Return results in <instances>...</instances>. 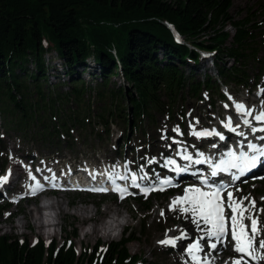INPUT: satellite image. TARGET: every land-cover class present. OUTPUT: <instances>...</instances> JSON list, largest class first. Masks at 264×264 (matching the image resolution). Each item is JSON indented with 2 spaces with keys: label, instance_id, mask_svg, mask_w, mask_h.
Returning a JSON list of instances; mask_svg holds the SVG:
<instances>
[{
  "label": "trees",
  "instance_id": "trees-1",
  "mask_svg": "<svg viewBox=\"0 0 264 264\" xmlns=\"http://www.w3.org/2000/svg\"><path fill=\"white\" fill-rule=\"evenodd\" d=\"M232 5V0H0L4 127L34 141L37 149H53L62 136L71 138V131L91 125V112L69 111L70 104L78 108L89 95L114 106L96 116L103 131L108 135L115 124L126 138L143 132V122L154 126L157 117L178 118L175 107L186 97L204 102V93L223 100L220 83L249 87L251 66L264 69L258 54L261 46L264 50L263 24L258 10L243 9L234 19ZM228 26L233 35L225 31ZM199 52L210 54L217 78L202 71L207 60ZM49 70L57 82L50 83ZM115 77L122 84L112 81ZM6 209L0 206V216ZM70 227L67 237L76 235ZM134 241L127 231L88 264H138L128 250ZM72 242L69 237L58 246L42 240L31 245L0 235V264H87Z\"/></svg>",
  "mask_w": 264,
  "mask_h": 264
},
{
  "label": "rangeland",
  "instance_id": "rangeland-1",
  "mask_svg": "<svg viewBox=\"0 0 264 264\" xmlns=\"http://www.w3.org/2000/svg\"><path fill=\"white\" fill-rule=\"evenodd\" d=\"M233 7L231 10V17L238 19L241 17V10L252 9L258 10L256 15L257 18L263 25L260 30L264 33V0H232ZM231 32V31H230ZM229 32V33H230ZM231 34V33H230ZM263 46H261L262 48ZM259 50V58L264 61V50ZM202 71L207 74L214 76L215 72L212 71V64L210 61H206L203 64ZM50 66V65H49ZM56 63V67H58ZM264 70V69H263ZM251 78L260 79V84L264 87V71L260 72L257 65L251 66L249 70ZM49 81L50 83L57 82L54 73L49 70ZM81 78L86 82L88 77L86 74H82ZM67 81V79H65ZM112 81L116 84H122V79L115 77ZM251 89H244L231 86L233 93H236L237 97L247 98L252 103L258 104L260 100V84L256 87L254 81H250ZM67 85L62 87V90H66ZM231 99V98H230ZM84 103H82L78 108L75 104H70L69 111L76 112L79 115H89L91 125L86 126V130L82 131H71V138L62 136L61 143L56 145L55 148L50 150L37 149L34 141L27 139L22 140L17 133L14 131H7L4 127L2 118L0 117V176L7 174L8 170H11L12 178L14 179L17 174L21 176V180L26 179L23 168L29 163L33 164V167L37 169H42L45 165L55 166L57 170V175H61L69 167L76 166L82 161L88 162L89 164L98 163L101 161L113 162L114 164H119L118 168H128V166H133L137 169L143 170L148 168L151 170L152 166L160 167L161 162H166L172 157V152L166 154L171 146V139L177 138L180 132H183L185 142L192 144L194 142V135L192 134L196 126L207 125L209 123H217L222 125L221 122L210 121L217 114L219 117L228 115L230 104H234L226 100L227 107L221 106L220 100L216 98L214 94L211 96H205V104L199 105L192 98L186 97L182 106L175 107V114H179L181 111L184 112V118L169 120L167 117H157L156 124L154 126H149L147 122L142 123L143 132L138 133L136 136L132 135L129 138L123 136V129L119 128L115 124L110 127L108 135L103 131L101 125L97 121V114H102L101 108L113 109L114 106L110 104L108 100L98 102L95 96H85ZM213 102V106H210ZM228 102V103H227ZM122 104V103H121ZM259 105V104H258ZM126 107L125 103L120 105V108ZM205 108V110H201ZM177 109V110H176ZM89 110V112H88ZM114 110V109H113ZM178 129L179 131H174ZM199 129V128H196ZM32 133V130H31ZM30 133V134H31ZM99 133V136H98ZM29 138V137H28ZM72 144V147L68 145ZM196 145L197 143H193ZM71 147V148H70ZM120 148V149H119ZM36 150V151H35ZM121 155H119V151ZM57 155H60L57 158ZM17 165L18 171L13 169ZM106 166V165H105ZM114 169V168H113ZM153 172V171H152ZM155 173V172H154ZM142 177H148L141 175ZM264 182V181H263ZM26 186V182H18L17 184L11 183L8 189L0 185V205L4 203L9 204V208L6 212L0 216V235H4L10 238L25 239L30 244H33L36 240H43L45 243H54L58 245L63 239L73 237V245L76 251L81 257L84 255L86 263L88 264L89 258H94L101 245L110 244L113 242L120 241L121 236L119 231L123 228H129L131 234L136 239L135 242L128 243V250L130 254L138 256L139 264H185L186 258H190L188 254L184 256L182 253H186L187 247L194 243L197 239L201 237L198 232L197 226L194 224L192 230H187L185 221V214L179 212L175 214L174 211L169 210L171 201L177 196H182L184 189L179 190L177 195H172L166 199H152L147 203H138L135 200H126L118 202L111 196L100 197V196H90L87 194L80 193L78 195L72 192L59 193L55 197H38L35 204L44 205L45 203L59 202L62 207V213L57 215L54 212H43L45 214L44 221L46 223H56V226L46 228L40 233L33 224V220L30 218L25 219V212L27 210H32L35 208L28 198L30 187ZM236 197H246L249 196L255 199L257 202V208L264 209V186L260 183L250 184L244 183L235 186ZM247 203V201H245ZM149 207L150 210L145 212V208ZM84 208L91 213L86 216L93 215L94 220L83 221L78 214V209ZM109 209L105 212L106 209ZM115 208L118 209L117 216H114V221H119L122 228H116V224L112 225V234L108 239L102 238L100 236L94 237L91 240L83 238V232L88 229V223L95 224L99 226L104 220L111 217V211ZM163 211L164 215L161 216L160 212ZM55 216V220L52 221L48 216ZM47 216V217H46ZM140 218H146L145 230L142 234V224ZM189 218L193 219L190 215ZM261 222L264 223V212L260 213ZM14 224L18 225L17 229L12 228ZM74 225L75 236H66V233L71 231V225ZM70 227V228H69ZM165 230V234L162 233ZM186 232V237L188 240L182 242L183 240H178L175 247L168 245H163L158 243V241L163 240L167 237H171L174 234L181 235V232ZM195 232V235L194 233ZM194 235V236H193ZM193 236V237H192ZM259 239H264V232L258 237ZM99 241L101 244H99ZM202 242V241H201ZM183 243V251L180 253V257L177 259L178 262H174L175 251ZM185 243V244H184ZM208 244V242H205ZM220 256L224 258L216 262L215 264H227L232 263L233 258L237 255L230 252L228 248L219 252ZM262 258L257 263L264 262V250H259L258 253ZM217 255H213L210 259H216ZM145 263H144V262ZM143 262V263H142Z\"/></svg>",
  "mask_w": 264,
  "mask_h": 264
},
{
  "label": "snow or ice",
  "instance_id": "snow-or-ice-1",
  "mask_svg": "<svg viewBox=\"0 0 264 264\" xmlns=\"http://www.w3.org/2000/svg\"><path fill=\"white\" fill-rule=\"evenodd\" d=\"M227 107V105H225ZM236 111L244 117L253 116L250 109H247L243 103H237L235 105ZM255 121L264 123V110L260 111L258 115L254 117ZM245 125H251V121L244 119ZM225 127L232 132H236V128L232 126V119L228 118ZM252 132L264 131V128L257 129L252 127ZM174 131H179L174 129ZM196 137H210L218 136L221 140L225 137L219 132L213 131H195L192 133ZM241 135H243L241 133ZM264 139V137H260ZM215 147V145H213ZM248 152L241 151L239 155L235 151H229L227 153V159H222L218 164H215L212 168L211 175L215 177L218 172H228L230 169H237L241 175L255 167L260 158L264 157V147H259L254 143L248 144ZM252 153L251 155L249 154ZM201 159L195 161L199 164L203 160V154L201 153ZM183 159L192 161V156L185 153ZM211 161H209L210 163ZM169 165H175V160H168ZM177 173L184 172L187 169L179 166L175 169ZM11 175L9 169L7 174L0 176V185L8 182ZM35 179V177H32ZM234 179H239V176H234ZM127 179V177H123ZM132 181L135 183L137 177L132 175ZM159 188H142L141 191L145 196L150 191H163L164 185H171V180H164L160 182ZM204 187L188 186L184 188L182 196H177L171 201L169 210H179L182 214H191L192 223L195 224L198 230L204 232L199 239L190 244L186 252L191 258L193 264H214V260L210 259L211 251L217 249L218 244H226L229 234L233 244V251L238 254L233 258L232 264H249V260L258 261L262 257L258 254L259 250H264V239H259L264 232V223L261 222L260 213L264 212V209L257 208V202L249 196L237 198L233 191L228 190L227 185L213 186L209 184L207 179L202 181ZM138 187V185H136ZM42 187L39 182L32 188V193L35 194L37 189ZM207 188L208 190H205ZM92 191L106 192L108 189L104 187L90 189ZM114 191L121 193V199L124 198L126 189H122L119 186H114ZM226 193V200L224 197ZM247 201V203H245ZM230 211V214H229ZM160 215L163 216L164 212L161 211ZM246 221L248 223H246ZM203 224L206 228L201 229L200 225ZM186 232H181L180 236L167 237L158 243L175 247L177 241L186 237ZM207 239V247L210 252L204 257H201L200 253L203 251L201 244L202 240ZM246 257L248 259H246Z\"/></svg>",
  "mask_w": 264,
  "mask_h": 264
},
{
  "label": "bare ground",
  "instance_id": "bare-ground-1",
  "mask_svg": "<svg viewBox=\"0 0 264 264\" xmlns=\"http://www.w3.org/2000/svg\"><path fill=\"white\" fill-rule=\"evenodd\" d=\"M187 161V160H186ZM187 165V168H188V171L191 173L195 172V171H203L204 168H196L194 167V165H192V162L191 161H187L186 163ZM13 169L17 170L18 171V166L15 165L13 167ZM189 174V175H190ZM19 175V174H17ZM187 179V178H186ZM6 186L10 185V183H6L5 184ZM35 208L32 209V210H27L25 212V219H28L30 218L31 220H33V224H34V227L42 234H45L43 231L46 229V228H50V225L47 224L45 221H44V217H45V214L43 212H47V211H50V212H56L57 215L58 213L61 214L62 213V207L60 205L59 202H51V203H45L44 205H34ZM110 209V208H109ZM108 208L105 210V212H107L109 210ZM118 212V209L115 208L114 210H112L110 213L111 214H114L117 216V213ZM91 212L88 211L87 209H84V208H79L78 209V214L79 216L82 218V220L85 222V221H92L93 220V215H91L90 217L89 216H86L88 214H90ZM119 213V212H118ZM175 214H179V210L177 209L176 211H174ZM191 214H185V221L187 222V225H186V229L187 230H192L191 228H193V223H192V219L189 218ZM47 217V216H46ZM49 218H51L52 221L55 220V218L51 215L48 216ZM108 221H103L99 226L95 225V224H91V223H88V229L86 231L83 232V238H86L87 240H91L93 239L94 237H97V236H100L102 238H105V239H108L110 236H111V232L112 230V225L115 223L116 224V228H119V227H122V225L120 224L119 221H114V216H111L109 218V216L107 217ZM246 223H248L246 221ZM53 226L55 225L56 226V223L52 224ZM18 225L14 224V226L12 228L14 229H17ZM200 228L201 229H204L206 228L205 225L201 224L200 225ZM124 229V228H123ZM198 232L200 233V235H204V232L201 231V230H198ZM194 233L195 235V232H192ZM193 235V236H194ZM192 236V237H193ZM187 239L184 238L182 242L186 241ZM207 240V239H205ZM202 242L204 243V240H202ZM185 244V243H184ZM183 243L182 245L179 247V249H177L174 253V255L176 256V258H174V262H178V258L180 257V253H182L183 251ZM229 250L231 253L235 254L238 256L237 253H235L233 251V247L231 245H229ZM184 256L187 255V252L186 253H182ZM246 259H248L246 257ZM144 262V261H143ZM142 262V263H143ZM255 261H251L249 260V263H253L254 264ZM145 263V262H144ZM216 263V260L214 261V264ZM185 264H193V262L191 261V258H186V263ZM227 264H232V263H227ZM257 264H261V263H257Z\"/></svg>",
  "mask_w": 264,
  "mask_h": 264
}]
</instances>
